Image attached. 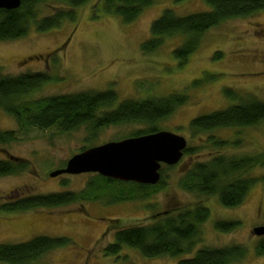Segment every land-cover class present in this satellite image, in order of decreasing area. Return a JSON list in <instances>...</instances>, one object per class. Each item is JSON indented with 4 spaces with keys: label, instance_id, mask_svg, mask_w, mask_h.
<instances>
[{
    "label": "rangeland",
    "instance_id": "1",
    "mask_svg": "<svg viewBox=\"0 0 264 264\" xmlns=\"http://www.w3.org/2000/svg\"><path fill=\"white\" fill-rule=\"evenodd\" d=\"M101 1L88 0L78 7L74 22L65 20L47 31H37L30 26L24 36L0 41V73L46 72L52 77L25 100L107 88L114 90L117 102L187 94V102L159 126L183 136L189 153L182 155L171 169L164 168V186L150 195L147 202L144 199L112 204L84 201L49 209L7 211L1 206L22 194L82 189L91 172L55 176L50 172L63 168L67 159L82 147L120 140L140 127L133 124L108 126L87 146L84 127L69 133L33 128L18 130L14 119L0 109V128L18 131L17 140L0 145V159L17 157L29 160L30 164L17 174L0 176V243L23 242L37 235L70 239V244L49 250L34 264H177L178 257L149 258L126 247L117 255H104L105 246L113 238L114 227L110 230L108 226L149 222L152 214L144 207L149 203L164 210L178 209L198 200L200 197L178 186L179 177L192 162L205 161L218 153L237 156L264 149V120L257 126L240 130V135L234 128L217 131L218 137L230 142L235 135L241 138L237 145L228 143L220 149L201 146L206 137L191 135L187 129L192 117L222 109L231 102L225 90L240 96L252 94L264 101V9L209 28L200 36L186 62L179 65L172 50L181 45L180 35L165 37L153 52H144L140 44L148 38L151 22L164 9H171L178 16L201 12L207 9L202 0H154L129 23L105 13ZM53 11L54 8L45 7L43 15ZM204 75L213 77L193 85V80ZM248 174L255 178L264 176V165H255ZM201 203L209 208V216L201 224L202 240L197 247L240 245L246 250L244 257L228 264H264V254L257 256L254 250L259 237L252 234L253 227L264 226L262 182L256 181L236 206L223 207L210 195L201 196ZM216 220H234L237 224L229 231H220L213 226Z\"/></svg>",
    "mask_w": 264,
    "mask_h": 264
},
{
    "label": "trees",
    "instance_id": "2",
    "mask_svg": "<svg viewBox=\"0 0 264 264\" xmlns=\"http://www.w3.org/2000/svg\"><path fill=\"white\" fill-rule=\"evenodd\" d=\"M88 0H21L15 9L0 8V41L14 40L24 36L30 26L37 31L58 27L63 21H76L75 10ZM180 2L182 0H173ZM207 9L184 16L175 15L171 9H164L149 28V36L141 42V50L153 52L165 37L180 35L181 45L172 50L179 65H183L193 52L200 36L209 28L231 18H240L264 9V0H202ZM154 0H102L105 13L117 15L123 23L133 21ZM55 4H58L56 6ZM54 8L43 15L45 7ZM216 56H219L217 53ZM212 75L193 80L197 85ZM46 72H23L17 75L0 73V109L16 122L18 130L33 128L56 130L69 133L81 127L86 130L85 140L90 146L96 134L108 126L133 124L140 127L124 138L148 134L160 130L159 123L178 107L187 102V94H167L138 100L117 102L112 88L85 90L74 93L54 94L25 100L32 91L41 88L51 80ZM231 100L218 110L199 114L187 123L191 135H204L201 146L220 149L228 143L237 145L240 130L257 126L264 120V101L252 94L238 95L224 91ZM236 130L235 139L230 142L216 135L224 129ZM17 130L0 128V145L17 140ZM121 139H123L121 137ZM207 144V145H206ZM95 146V145H94ZM82 147L79 151L84 150ZM189 153L183 150V155ZM221 155L214 154L205 161L192 162L178 179V186L186 193L200 197L188 206L161 210L158 205L146 204L151 211L147 223L128 226H108L112 240L105 246L104 255L119 254L123 247L136 250L144 257L168 255L178 257L177 264H228L242 259L245 248L240 245L223 247H197L201 242V224L209 216V208L201 203V196H214L223 207L236 206L243 201L249 188L262 182L264 176L255 178L248 172L255 165H264V149L257 153ZM29 160L17 157L0 159V176L17 174L29 166ZM174 165L163 166L160 179L154 184L122 181L91 172L85 186L78 190H66L47 194H22L14 201L1 206L7 211H26L36 208H55L84 201L112 204L121 201L148 200L156 190L162 188L163 170ZM110 221H113L110 218ZM234 220H216L215 229L229 231L236 226ZM65 236H33L23 242L0 243V263L34 264L36 259L56 247L70 244ZM257 255L264 254V241L254 248ZM134 264V263H132Z\"/></svg>",
    "mask_w": 264,
    "mask_h": 264
},
{
    "label": "water",
    "instance_id": "3",
    "mask_svg": "<svg viewBox=\"0 0 264 264\" xmlns=\"http://www.w3.org/2000/svg\"><path fill=\"white\" fill-rule=\"evenodd\" d=\"M20 1L0 0V8L15 9ZM185 144L183 136L160 129L87 147L50 175L93 172L122 181L154 184L160 178L162 165H174L179 161ZM252 232L264 236V226L253 227Z\"/></svg>",
    "mask_w": 264,
    "mask_h": 264
},
{
    "label": "flooded vegetation",
    "instance_id": "4",
    "mask_svg": "<svg viewBox=\"0 0 264 264\" xmlns=\"http://www.w3.org/2000/svg\"><path fill=\"white\" fill-rule=\"evenodd\" d=\"M183 155V154H182ZM160 176H161V173H160ZM252 234L254 235V233L252 232ZM257 236V235H256ZM259 237V241L257 242V244L260 242V241H264V236H258ZM256 244V245H257ZM255 248V247H254ZM263 255V254H262ZM257 256H261V255H257Z\"/></svg>",
    "mask_w": 264,
    "mask_h": 264
}]
</instances>
